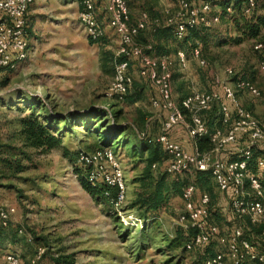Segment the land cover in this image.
<instances>
[{
  "label": "rangeland",
  "instance_id": "374dc122",
  "mask_svg": "<svg viewBox=\"0 0 264 264\" xmlns=\"http://www.w3.org/2000/svg\"><path fill=\"white\" fill-rule=\"evenodd\" d=\"M126 3L132 17L145 11L150 20L163 23L176 0ZM94 4L104 33L89 43L77 19L80 0H34L26 15L27 26L32 27L29 55L0 77V204L14 207L1 233L0 264H5V251L16 254L20 264H30L38 246L43 248L39 264H203L205 254L223 247L213 240L206 249L184 248L186 229L179 221L183 206L180 194L169 191L153 213H141L142 208L133 205L137 195L151 191L152 179L160 174L167 183L175 177L190 180L193 174L167 173L162 156L148 168V177L138 179L146 155L139 132L154 138L160 131L162 112L150 105L153 87L139 75L133 58L127 60L132 81L123 98L106 94L113 60L120 57L118 40L105 25L102 0ZM212 10L218 11V5ZM202 29L209 40H197L196 44L204 64H198L188 50L185 66L180 67L174 59L172 99L178 101L192 89L208 90L216 80L233 84L234 76H245L259 89V96L245 91H237L236 96L242 107L261 119L264 72L256 69V62L264 57V42L258 51L253 49L252 39L232 42L230 38L236 33L231 28L226 30L221 21ZM170 55L174 58L172 51ZM228 67L232 70L229 74L225 71ZM28 113L42 119L49 132L60 137L56 147L40 153L24 144L18 133L19 118ZM213 115L220 117L216 105L202 113L207 127L224 132L226 123L208 125ZM95 129V133L90 131ZM101 132L107 133V143H102ZM97 147L110 148L122 169L125 197L117 211L79 185L82 167L76 152ZM210 195L209 221L217 225L220 234H226L238 224L229 209L227 193L213 184ZM119 212L138 217L140 222L124 223ZM256 242L260 249L264 247L261 240Z\"/></svg>",
  "mask_w": 264,
  "mask_h": 264
},
{
  "label": "built area",
  "instance_id": "2783aa9c",
  "mask_svg": "<svg viewBox=\"0 0 264 264\" xmlns=\"http://www.w3.org/2000/svg\"><path fill=\"white\" fill-rule=\"evenodd\" d=\"M33 0H0V77L6 70L13 69L27 55L28 26L26 15L28 6ZM95 0H80L77 19L84 34L91 40H97L104 33V27L98 21L95 13ZM255 0H247L244 13H248ZM215 3L209 0H176L174 9L167 12L163 23L156 18L150 20L145 11L137 17H132L126 0H102V9L106 13V25L117 36V54L114 58L112 78L106 88V94L122 99L131 85L128 73V58H133L138 64V73L152 85L155 95L149 99L150 105L163 111L160 131L151 138L145 132H139L140 138L155 141L166 152L165 171L170 174H181L196 170H208L210 176L221 192H226L229 198L231 213L240 218L246 216L252 223L264 222V122L241 106L236 96L237 91H245L254 97L259 96V89L246 78H239L228 84L216 80V87L208 90L192 89L178 101L172 99L171 67L176 63L185 66V53L176 50L174 58L170 54L149 55L142 51L141 44L135 41L139 31L148 25H172L176 39L182 38L189 28H205L218 21V11L212 10ZM229 8H227L228 10ZM259 42L253 48H259ZM190 54L198 64H204L199 56L198 45L192 46ZM118 57V56H117ZM256 69L264 72V58L256 62ZM225 71L232 72L228 67ZM216 105L222 124L227 127L222 132L219 128L210 130L202 113ZM187 118V120H185ZM177 125H183L192 142V150H185L181 144L170 138L168 132ZM206 136L211 142L207 150H198L194 139ZM242 138L243 143L235 145L233 157L228 159L220 153L227 144ZM259 151L255 157L253 152ZM76 161L86 166L88 182H102L107 188H113L114 194L108 196V203L116 211L125 197L123 173L119 161L108 147L96 148L90 151H79ZM155 164H152L154 166ZM251 165L255 170L251 169ZM182 213L180 224L184 229L193 227L194 234L185 243V248L203 247L211 241L223 247L206 256L203 264H264V250L248 241L238 225L232 226L226 234H220L216 224L209 221V195L199 192L195 195V185L187 182L181 189ZM14 213L11 205L0 204V227H7L10 216ZM119 212L124 223H138L140 219L131 214ZM264 233V229L262 230ZM43 248L38 246L30 264H39ZM5 264H20L18 256L5 251L2 255Z\"/></svg>",
  "mask_w": 264,
  "mask_h": 264
},
{
  "label": "trees",
  "instance_id": "16d2710c",
  "mask_svg": "<svg viewBox=\"0 0 264 264\" xmlns=\"http://www.w3.org/2000/svg\"><path fill=\"white\" fill-rule=\"evenodd\" d=\"M215 5H218V16L219 21H221L222 25L225 26V29L228 30L231 28L236 34L235 36L231 37L230 39L232 42H240L244 39H252L254 43L264 42V0H255L253 6L250 7L248 13H244L243 9L247 5V0H213ZM227 8H229L227 10ZM202 28H189L186 30L185 34L180 39H176L173 34V26L172 25H158V26H148L143 30L139 31L138 34L135 36L136 42L144 46V51L147 54L151 55H164L170 54L172 51L175 53L176 50H188L190 53V49L192 46L197 45V40L205 43L208 39V36L202 32ZM88 42L91 43L94 40L89 38ZM253 43V45H254ZM252 45V47H253ZM199 47V45H198ZM181 48V49H179ZM259 48H253L255 50H259ZM199 56L201 58L202 55L200 53L199 48ZM120 58V57H118ZM264 58V57H260ZM259 58V59H260ZM204 60V58H203ZM239 78H245V76H234V81ZM247 79V78H246ZM243 92V91H242ZM130 95V94H129ZM246 109V108H245ZM249 110V109H247ZM250 111V110H249ZM264 122V116L261 118ZM208 125L210 123H214V125L221 124V119L219 116H211L209 121L207 122ZM87 126V123H85ZM91 132L95 133L98 130H90ZM18 133L21 139L23 140L24 144L33 149L39 151L40 153L46 152L47 150L56 147L60 143V137L58 135L52 134L48 130V126L44 124L42 119H38L36 115L33 113H28L24 116L19 118V128ZM101 138L102 143H107L108 136L107 133L104 134L103 132ZM241 138V137H240ZM239 137L237 138L236 145H239ZM141 140V149L146 151L145 155V165L142 170V174L139 176L138 179L144 180L146 177L149 176L148 168L152 166V164H157L162 156L165 157L167 160L166 152L160 147V145L155 141H147L145 138H140ZM195 146L198 150H207L211 147V142L206 136H199L194 139ZM98 148V147H97ZM86 151V150H85ZM78 151L76 152L77 156ZM259 154V151L253 152V157ZM81 165V164H80ZM82 169L79 175V185L92 197H97L103 200L104 202L108 203V196L114 194L113 188H107L106 185L102 182L91 183L88 182L86 179V166L81 165ZM251 169L254 172H259L257 169L253 168L251 165ZM170 174V173H169ZM192 179L184 180L183 177H175L170 180L168 183L165 182V177L163 174H160L158 177L152 179V189L150 192L145 194L137 195L133 201V205H136L139 209H141V213H145L149 211L153 213L158 206H160L166 199V195L169 191L172 194L178 196L181 193L182 187L189 181H192L195 185V195L199 192H208L211 194L213 188V180L210 176L208 170H196L192 172ZM179 175V174H176ZM134 178V181L138 180ZM215 185V184H214ZM216 187V186H215ZM105 190H108L109 195L104 194ZM226 193V192H225ZM209 194L210 197H212ZM228 196V194H227ZM210 204V198H209ZM208 204V210L209 209ZM238 226L241 228L242 235L251 243L258 246L256 241L261 240L264 246V240L262 235V230L264 229V222L261 223H252L246 216H242L237 218ZM2 229L4 227H0V238H2L1 233L3 232ZM186 234L184 236L186 242L190 240V237L194 234L195 229L193 227L188 228ZM183 246L185 248V243ZM209 245L205 246L204 249L209 248ZM187 249V248H185ZM260 250H264L262 247ZM208 253L205 254L203 259L212 254ZM56 263H59L56 260ZM70 264L69 262H67ZM61 264H66L62 262Z\"/></svg>",
  "mask_w": 264,
  "mask_h": 264
},
{
  "label": "crops",
  "instance_id": "0c3cea01",
  "mask_svg": "<svg viewBox=\"0 0 264 264\" xmlns=\"http://www.w3.org/2000/svg\"><path fill=\"white\" fill-rule=\"evenodd\" d=\"M34 1V0H33ZM32 1V3H33ZM31 3V4H32ZM30 4V5H31ZM30 5L28 6V9H27V14L30 13ZM100 19H98L99 21ZM101 23V21H99ZM102 24V23H101ZM29 25V23H28ZM105 25H106V22H105ZM104 27V26H103ZM106 27H108L106 25ZM32 30V27L28 26V35H27V55L26 57L29 55V44H30V38L28 37L29 34H30V31ZM213 88V87H216L215 84L214 85H209V88ZM210 88V89H211ZM154 90V89H153ZM154 95H155V91H154ZM153 96V95H152ZM160 111V110H159ZM162 112V119L164 118V115L165 113L163 111ZM159 114V113H158ZM168 135L170 136V138L178 141L181 146L185 149V150H188V151H191L192 150V140L189 139L186 135V133L183 131V128L181 125H177L175 127H173L169 132H168ZM235 143H229L227 144L226 146V149H224V151L221 152V155L222 157H225V158H232L233 157V149L235 147Z\"/></svg>",
  "mask_w": 264,
  "mask_h": 264
}]
</instances>
